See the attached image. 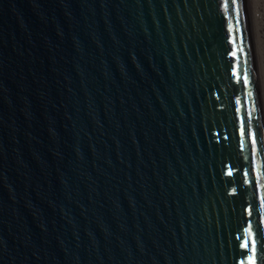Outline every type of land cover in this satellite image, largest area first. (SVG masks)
I'll use <instances>...</instances> for the list:
<instances>
[{
  "label": "water",
  "instance_id": "obj_1",
  "mask_svg": "<svg viewBox=\"0 0 264 264\" xmlns=\"http://www.w3.org/2000/svg\"><path fill=\"white\" fill-rule=\"evenodd\" d=\"M249 257L264 141L245 0H0V264Z\"/></svg>",
  "mask_w": 264,
  "mask_h": 264
},
{
  "label": "bare ground",
  "instance_id": "obj_2",
  "mask_svg": "<svg viewBox=\"0 0 264 264\" xmlns=\"http://www.w3.org/2000/svg\"><path fill=\"white\" fill-rule=\"evenodd\" d=\"M264 141V0H245Z\"/></svg>",
  "mask_w": 264,
  "mask_h": 264
},
{
  "label": "snow or ice",
  "instance_id": "obj_3",
  "mask_svg": "<svg viewBox=\"0 0 264 264\" xmlns=\"http://www.w3.org/2000/svg\"><path fill=\"white\" fill-rule=\"evenodd\" d=\"M232 3L235 4L236 0H232ZM237 17H238V13H237ZM245 81L247 82V76L246 75H245ZM253 142H255V141H253ZM252 246H253V248H255V242L254 241L252 243ZM242 247H244L245 249H247L249 247V241L247 239L244 240ZM249 261H250V264H257L256 260H253L251 257H249Z\"/></svg>",
  "mask_w": 264,
  "mask_h": 264
}]
</instances>
